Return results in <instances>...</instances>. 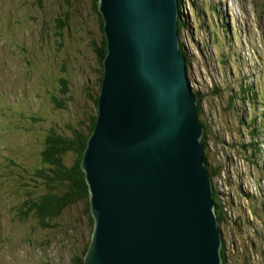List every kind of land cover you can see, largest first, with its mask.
<instances>
[{
	"label": "rangeland",
	"instance_id": "374dc122",
	"mask_svg": "<svg viewBox=\"0 0 264 264\" xmlns=\"http://www.w3.org/2000/svg\"><path fill=\"white\" fill-rule=\"evenodd\" d=\"M179 10L209 160L219 166L227 264H264V140L244 131L264 111V0H181ZM99 37L90 0H0V264H74L90 239L81 203L52 228L19 218L16 206L32 192L48 130L70 134L96 113Z\"/></svg>",
	"mask_w": 264,
	"mask_h": 264
},
{
	"label": "water",
	"instance_id": "95a60500",
	"mask_svg": "<svg viewBox=\"0 0 264 264\" xmlns=\"http://www.w3.org/2000/svg\"><path fill=\"white\" fill-rule=\"evenodd\" d=\"M106 54L81 158L93 227L83 264H222L179 0H98Z\"/></svg>",
	"mask_w": 264,
	"mask_h": 264
},
{
	"label": "trees",
	"instance_id": "16d2710c",
	"mask_svg": "<svg viewBox=\"0 0 264 264\" xmlns=\"http://www.w3.org/2000/svg\"><path fill=\"white\" fill-rule=\"evenodd\" d=\"M92 3V7L96 13L97 21L100 29V37L99 41H92V47L96 54V60L98 63V70L96 77L97 88L102 80V60L106 54V41L105 36L102 30L103 27V19L98 10V0H90ZM181 0H179V8H180ZM193 4V3H192ZM194 6V4H193ZM70 8L65 9L64 18L65 22L70 17ZM197 12L195 11V15ZM178 17V32L179 37L181 34V30L184 27V21L182 18V13L179 10ZM180 18V19H179ZM205 18L207 15L205 14ZM60 20V19H59ZM62 25V23H61ZM60 25V26H61ZM210 34V33H209ZM180 50L186 58L187 64V73H188V65L190 63L189 57L187 55L186 49L184 47L183 42L180 38ZM221 62H225V59L222 58ZM63 87L61 88L62 92H66L68 87L65 86L64 80H62ZM237 87V86H236ZM98 88V91H99ZM252 87L248 86H240V90L242 92L249 91ZM195 99L197 102V106L199 109L200 120L203 124V135L201 141L204 145V166L209 174V176L213 178L216 175H219V166H213L210 163L209 155L207 152V126L203 120V108H202V94L192 89ZM217 92V91H215ZM261 96L264 97V94ZM249 98V97H248ZM257 98V97H256ZM97 96L93 99V103L95 107L97 106ZM259 98H257L258 100ZM251 101L253 99H250ZM233 101V96H230L228 107L231 106ZM253 103V102H252ZM263 103V102H262ZM60 104V103H59ZM264 104V103H263ZM262 121L260 122L257 118H260V113H257V117H253L251 120V125L245 128V133L253 136H262L264 140V111L261 113ZM96 120V113L94 115H90L87 120L82 122L83 126L78 127H68V131L70 134H59L54 130H48L46 133L44 146L40 152V160L41 166L33 169L32 182L33 185H26L31 189V194L26 195L24 200L16 206V214L19 218L28 219L30 216L35 219L36 223L41 228H52L56 226L54 222L57 218H59L63 212L67 208H71L78 203H81L83 206V212L86 215V219L88 224L93 227V218L89 209V191L88 186L85 181L84 172L81 168V158L83 151L87 144V139L89 134L91 133ZM257 120V121H256ZM242 123H245V119L242 118ZM250 128V129H249ZM252 146L253 144H249ZM256 147V143H254ZM246 147V145H243ZM252 155H256V152L252 150ZM71 156V157H70ZM22 168V167H21ZM31 182V183H32ZM35 182V183H34ZM220 194L216 186L214 185L213 190V200L215 203V214L217 216L218 224L220 229H223V222L227 219V213L225 208V203H222L220 199ZM233 209L235 206L233 205ZM233 218V217H232ZM234 223L238 224V220L234 215ZM54 222V224L52 223ZM222 233V246H221V256H222V264H227V255L228 249L224 240L223 231ZM91 234V233H90ZM88 242L83 245L82 254L80 256L73 257L74 264H83V256L86 252Z\"/></svg>",
	"mask_w": 264,
	"mask_h": 264
},
{
	"label": "bare ground",
	"instance_id": "6f19581e",
	"mask_svg": "<svg viewBox=\"0 0 264 264\" xmlns=\"http://www.w3.org/2000/svg\"><path fill=\"white\" fill-rule=\"evenodd\" d=\"M180 17V16H179ZM180 19V18H179ZM211 185H212V188L214 190V185H213V180H211ZM220 227V226H219ZM221 230V229H220Z\"/></svg>",
	"mask_w": 264,
	"mask_h": 264
}]
</instances>
